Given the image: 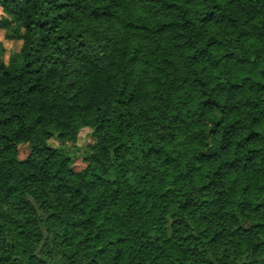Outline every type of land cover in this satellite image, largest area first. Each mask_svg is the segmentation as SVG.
<instances>
[{
	"label": "trees",
	"instance_id": "trees-1",
	"mask_svg": "<svg viewBox=\"0 0 264 264\" xmlns=\"http://www.w3.org/2000/svg\"><path fill=\"white\" fill-rule=\"evenodd\" d=\"M0 32V264H264V0H0Z\"/></svg>",
	"mask_w": 264,
	"mask_h": 264
},
{
	"label": "rangeland",
	"instance_id": "rangeland-1",
	"mask_svg": "<svg viewBox=\"0 0 264 264\" xmlns=\"http://www.w3.org/2000/svg\"><path fill=\"white\" fill-rule=\"evenodd\" d=\"M0 45L4 48V60L7 59L8 55L10 53H13L17 51L19 48V43H7L3 39V33L0 32ZM94 142L93 139V134L92 131L89 129H82L77 137L75 142H67L63 146V150L65 154L70 158V168L74 172H79L81 171L84 167L85 164L83 163V159L85 157H88L91 152H90V145ZM48 145L52 148H59L60 146L58 145L57 142L54 140H50L48 142ZM29 154V149L27 146H19L18 147V152H17V159L18 160H23L25 159Z\"/></svg>",
	"mask_w": 264,
	"mask_h": 264
}]
</instances>
